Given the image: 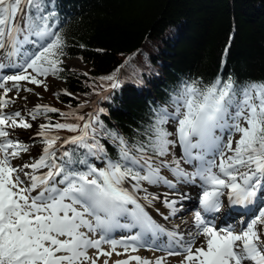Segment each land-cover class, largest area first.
Here are the masks:
<instances>
[{
	"label": "snow or ice",
	"instance_id": "obj_1",
	"mask_svg": "<svg viewBox=\"0 0 264 264\" xmlns=\"http://www.w3.org/2000/svg\"><path fill=\"white\" fill-rule=\"evenodd\" d=\"M59 23L51 0H0V264H98L101 257L109 264L113 255L127 256L113 264H169L172 256L183 257L179 264H264V81L182 79L131 143L100 119L104 108L87 117L42 104L25 106L26 116L6 111L21 91L33 92L25 83L47 91L49 76L60 79L66 43ZM131 59L99 77L98 87L119 89ZM49 113L65 122L53 123ZM38 119L47 121L35 132L41 154L14 164L31 145L10 130L32 129ZM145 184L169 191L161 198ZM184 188L196 191L195 207ZM182 213L191 215L187 230L156 219ZM142 248L165 255H131Z\"/></svg>",
	"mask_w": 264,
	"mask_h": 264
},
{
	"label": "trees",
	"instance_id": "obj_2",
	"mask_svg": "<svg viewBox=\"0 0 264 264\" xmlns=\"http://www.w3.org/2000/svg\"><path fill=\"white\" fill-rule=\"evenodd\" d=\"M51 3L59 18L66 56L60 79L49 77L60 82L63 91L72 93L59 92V98L53 95L52 106L63 112L76 110L85 117L104 108L106 114L100 119L130 143L150 122L151 108L164 103L182 79L210 82L231 75L239 82L264 81V0ZM130 57L120 70L119 89L105 92L98 87L99 77L112 74ZM70 60L77 61L79 67H69L66 62ZM95 91L108 99H101ZM48 115L53 123L65 122L58 113ZM58 134L70 137L76 133ZM101 142L115 158V147L106 139ZM95 163L101 166L100 161Z\"/></svg>",
	"mask_w": 264,
	"mask_h": 264
},
{
	"label": "rangeland",
	"instance_id": "obj_3",
	"mask_svg": "<svg viewBox=\"0 0 264 264\" xmlns=\"http://www.w3.org/2000/svg\"><path fill=\"white\" fill-rule=\"evenodd\" d=\"M66 64L70 67H79V64L77 61L75 60H70L67 61ZM46 84L48 85V90L45 91L44 87H37L34 85H30V84H24V86L28 87V88H32L33 92L29 93V92H23L21 91L19 93V97H16L15 99V103L12 104L8 109H6V111H15V110H21L22 114L26 116V112L24 111L25 106L27 108H32L37 104H42V105H48L51 107L53 104V93L55 92H60L63 93V85L58 82L55 81L54 79H52L51 77H48L46 80ZM15 96V93H9L10 97ZM23 97H27V100L23 99ZM27 101V102H26ZM30 119V118H29ZM33 124V128L32 129H15V130H10L13 132V138L14 139H20L25 141L26 143L31 145V150L29 153H23L22 154V158L19 160H15L13 161L14 164H22L24 162H28L31 163L33 158H37L42 151L43 148V144L40 143V137L35 135V132L38 129V125L40 123H47V121L43 120V119H38L36 121H30ZM66 134V133H65ZM29 137H31V139H29ZM61 137H68L66 135H61ZM238 138V137H237ZM62 142V141H61ZM176 155L177 157H179L180 155V149L177 148L175 149ZM167 160H171L172 157L171 155H169L168 157H166ZM185 168H187L189 171L192 170L191 166L189 165H183ZM46 170V169H45ZM43 170V171H45ZM165 173H163L162 175L168 177L169 179H172L171 174L166 170ZM25 171H28V169H26ZM144 187L148 188L149 192H153V193H157L159 195H164L165 193H167L169 190L163 186H159V187H154V186H149V185H144ZM142 195V193H141ZM194 207H195V200H194ZM184 217H188L189 214L188 213H184L183 214ZM175 220V219H173ZM172 220V221H173ZM172 221H166L167 223H169L170 225L172 224ZM119 232L115 233L118 234ZM105 250H107L108 246L105 245ZM121 251L122 250H119ZM94 250H90L89 251V255H93ZM131 255H139L141 257H146L150 260H155L157 257L163 256L165 255V253L163 252H159V251H149V250H145V249H140L137 253H131ZM127 258L126 255H121V256H116L113 255L109 261V264H113V261L117 260V259H125ZM105 258L101 257L100 260L98 261V264H103V260ZM183 259L182 256H172L169 257V264H179V261Z\"/></svg>",
	"mask_w": 264,
	"mask_h": 264
},
{
	"label": "bare ground",
	"instance_id": "obj_4",
	"mask_svg": "<svg viewBox=\"0 0 264 264\" xmlns=\"http://www.w3.org/2000/svg\"><path fill=\"white\" fill-rule=\"evenodd\" d=\"M13 96V95H12ZM27 102V101H26ZM181 187H184V186H181ZM184 191H187L190 195H192L193 197V201L192 202H186L188 203V206L190 208L194 207V200H195V196H196V191L194 189H190V188H184ZM161 198H163V195H160ZM157 207H160L161 208V211L163 212H167V209L163 208L161 205L157 204ZM155 215V213H153ZM184 213L182 214H178V217L177 218H173L175 220H171L172 221V224L170 225L169 223H167L166 221H163L161 219V217L159 216H156V219L157 220H160L162 223H165L166 226L168 227H173L175 224H178L180 226L179 230H187V228L190 227V222H191V215H189L188 217H184V220H181L179 218L180 215H183ZM187 221L188 223H185L184 221ZM219 223V222H218ZM199 243V242H198Z\"/></svg>",
	"mask_w": 264,
	"mask_h": 264
}]
</instances>
